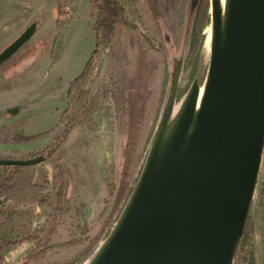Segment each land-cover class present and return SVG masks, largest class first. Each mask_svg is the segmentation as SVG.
<instances>
[{"label": "rangeland", "instance_id": "rangeland-1", "mask_svg": "<svg viewBox=\"0 0 264 264\" xmlns=\"http://www.w3.org/2000/svg\"><path fill=\"white\" fill-rule=\"evenodd\" d=\"M198 1L128 0L124 9L130 26L116 25L109 45L95 55L86 80L80 82V90L87 95L80 99L74 91L67 99L70 82L81 73L95 47L92 0H0L4 6L23 8L26 19L24 29L9 43L0 45V53L28 26H36L30 39L0 65V92L5 95L0 100L24 105L19 115L22 123L14 130L13 125L4 127L8 131L2 134L3 142H17L23 134L21 125L31 134L27 136L40 134L20 141L17 152L0 149V159L39 157L64 131L70 118L81 117L59 149L36 163L37 182L46 179L53 185L56 175L63 184L52 190L50 203L22 207L8 203L5 212L0 205V264H59L74 257L100 234L121 195L137 182L151 145L147 141L155 137L171 96L168 125L184 102L187 92L180 91L188 90L194 80L203 85L210 56L206 41L211 29L210 0H206L204 20L208 22L202 24L204 41L193 78L183 64ZM150 62L155 69L141 77L142 88L136 91L143 104L142 111L137 112L141 125L128 160L122 124L124 98L138 76L140 64L150 66ZM144 88L149 91L147 96ZM84 104L92 106L86 116L79 113ZM67 107L60 122V114ZM50 133L46 142L44 137ZM59 162L65 175L54 169ZM246 221L249 233L245 258L234 257V264H264V146ZM25 235L33 238L26 239ZM15 241L18 243L5 246ZM103 243L100 240L98 247Z\"/></svg>", "mask_w": 264, "mask_h": 264}, {"label": "water", "instance_id": "water-1", "mask_svg": "<svg viewBox=\"0 0 264 264\" xmlns=\"http://www.w3.org/2000/svg\"><path fill=\"white\" fill-rule=\"evenodd\" d=\"M210 17L200 103L194 80L168 125L171 96L133 192L88 264H234L264 146V0H225L223 17L210 0ZM35 27L1 51L0 65Z\"/></svg>", "mask_w": 264, "mask_h": 264}, {"label": "trees", "instance_id": "trees-1", "mask_svg": "<svg viewBox=\"0 0 264 264\" xmlns=\"http://www.w3.org/2000/svg\"><path fill=\"white\" fill-rule=\"evenodd\" d=\"M128 2V0H92L91 6V17H92V29L95 33V47L92 51L90 57L86 61L81 73L74 78L67 90V99L71 98L74 91L78 92V96L80 99L84 98L87 95V92L84 90H80V82L86 80V76L88 75L93 59L95 55L104 49L106 46L109 45L111 38L113 36V31L116 25H125L130 26L128 20L125 17V9L124 6ZM206 0H199L195 17L193 21V27L189 35L188 47L186 51V55L184 58V68H189L190 71V78H193L197 71V66L199 62V53L200 49L203 45L204 36L202 35V24L208 22L206 19ZM59 11V10H58ZM203 20V21H202ZM12 57V56H11ZM10 57V58H11ZM9 58V59H10ZM7 61V60H6ZM4 63V62H3ZM2 63V64H3ZM1 64V65H2ZM150 66L147 63L140 64V69L138 76L133 79V84L129 85L127 88L128 92L126 93V97L124 98V103L122 107V113L124 114L125 118L123 120V128L126 134V142L124 147V154L128 153V159L133 155V150L138 138L140 125H141V115L137 114L140 110L142 111L141 98L138 97L136 91L141 90V77L149 76L150 73H153L155 69L154 64L150 62ZM132 81V80H131ZM131 83V82H130ZM82 84V83H81ZM142 88V87H141ZM145 89L146 96L149 94V91ZM188 90L184 89L180 91V94L186 93ZM134 94V95H133ZM91 105H83L82 110L79 113H82L86 116L91 109ZM68 111V107L60 114V122L64 120L65 115ZM3 114H10L8 111H0V115ZM142 114V113H141ZM81 117H72L68 121L66 128L64 131L56 136L52 143H50L44 150L39 153V156L45 158L50 157L52 154L55 153L57 149H59L62 142L67 137L70 129L80 123ZM45 132L41 133L44 134ZM37 135L32 136H25L20 133L19 139L17 142L22 140H27L34 138ZM152 139L149 138L147 143L148 146L151 144ZM148 147L145 152V157L148 154ZM60 159V157H58ZM60 161V160H59ZM59 164V165H58ZM54 166L55 171H60V173H64L63 166L61 162H59ZM36 164L30 165H9L4 166L2 173L0 174V205L2 207V212H5V205L11 203L15 207H22V206H30V205H39L44 206L50 203V199L52 197V190H56V188H60V184L57 180V176H54L53 185L47 183L46 179H43L42 182H37L36 177ZM143 164L141 165V169H139L138 175L136 176V181L139 178V175L142 171ZM63 186V184H62ZM134 184L129 185L126 188V191L121 195L119 203L114 210L112 216H110L106 224L104 225L100 234L94 238V240L90 241V243L79 253H77L74 257L70 258L69 260L59 263V264H85L88 260H90L94 253L99 248V241H105L108 236L110 235L112 229L114 228L116 222L118 221L128 199L130 198L131 193L133 192ZM248 221H246L243 234L236 252L237 256L244 259L245 258V250L248 243ZM26 239L31 240L33 237L30 235H25ZM18 241L15 242H6L5 246H13L17 244ZM29 255V254H28ZM29 257V256H28Z\"/></svg>", "mask_w": 264, "mask_h": 264}, {"label": "crops", "instance_id": "crops-1", "mask_svg": "<svg viewBox=\"0 0 264 264\" xmlns=\"http://www.w3.org/2000/svg\"><path fill=\"white\" fill-rule=\"evenodd\" d=\"M14 4V3H13ZM35 12L32 11V15ZM24 13V9L23 8H19L18 6H14V7H10V6H4V3H0V45L4 44V43H9L10 42V38L15 36L16 34H18L20 31H22L25 27V17L23 15ZM45 26V25H44ZM12 28V29H10ZM2 93V95H0L1 97H5V95H3V92L1 91L0 94ZM16 107L17 110L15 113H10L9 116H0V128H4L7 126H14L13 130L16 128V126H18V123H22V119H20L21 117H19L20 113L23 111L24 105H21L17 102L14 101H3L0 100V111L2 110H7L10 108H14ZM58 122V121H57ZM22 126V132L23 135L27 136V135H31V134H27L25 132L24 129V125ZM12 130V129H10ZM7 129H0V149L3 151H19V142H15L13 144H8L3 142L5 139L3 138L2 134H6L7 133ZM26 133V134H25ZM50 135H52V133L48 134L44 137L46 138V142H48V138L50 137ZM48 140V141H47Z\"/></svg>", "mask_w": 264, "mask_h": 264}, {"label": "bare ground", "instance_id": "bare-ground-1", "mask_svg": "<svg viewBox=\"0 0 264 264\" xmlns=\"http://www.w3.org/2000/svg\"><path fill=\"white\" fill-rule=\"evenodd\" d=\"M220 7H221L222 17H223L224 8H225V0H220ZM210 35H211V29L208 30V35H207V38H206V41H207L208 44H210ZM202 94H203V86H200V93H199V98H198V104L200 103Z\"/></svg>", "mask_w": 264, "mask_h": 264}, {"label": "flooded vegetation", "instance_id": "flooded-vegetation-1", "mask_svg": "<svg viewBox=\"0 0 264 264\" xmlns=\"http://www.w3.org/2000/svg\"><path fill=\"white\" fill-rule=\"evenodd\" d=\"M9 58H10V57H9ZM9 58H8V59H9ZM8 59H7V60H8ZM4 62H5V61H4Z\"/></svg>", "mask_w": 264, "mask_h": 264}]
</instances>
